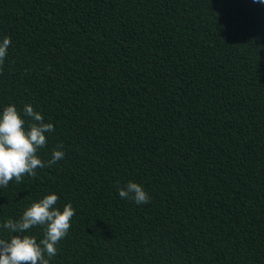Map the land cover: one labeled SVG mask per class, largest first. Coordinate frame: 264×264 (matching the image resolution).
I'll return each mask as SVG.
<instances>
[{
  "label": "trees",
  "instance_id": "trees-1",
  "mask_svg": "<svg viewBox=\"0 0 264 264\" xmlns=\"http://www.w3.org/2000/svg\"><path fill=\"white\" fill-rule=\"evenodd\" d=\"M5 36L0 110L30 104L65 156L0 187V225L56 194L49 264H264V3L0 0Z\"/></svg>",
  "mask_w": 264,
  "mask_h": 264
},
{
  "label": "clouds",
  "instance_id": "clouds-1",
  "mask_svg": "<svg viewBox=\"0 0 264 264\" xmlns=\"http://www.w3.org/2000/svg\"><path fill=\"white\" fill-rule=\"evenodd\" d=\"M10 45V37L5 36L0 42V65ZM53 131V124L45 122L43 115L30 104L24 105L23 116L13 104L0 110V187H7L13 180L20 183L25 176L35 177L38 168L51 167L64 158L62 144L52 151L47 161L38 154L48 143L47 134ZM118 195L138 205L150 200L143 187L132 181L119 188ZM58 199L56 194H47L32 202L19 219L8 218L0 225L9 234L7 238H0V264H49L57 255L56 246L68 234L75 215L71 203L58 209ZM37 226L43 228L39 242L28 234Z\"/></svg>",
  "mask_w": 264,
  "mask_h": 264
}]
</instances>
